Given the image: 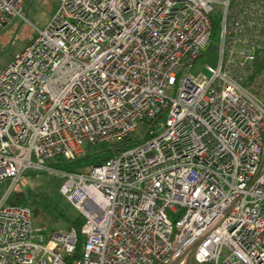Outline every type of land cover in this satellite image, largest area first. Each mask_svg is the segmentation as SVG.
I'll return each instance as SVG.
<instances>
[{
	"label": "built area",
	"instance_id": "built-area-1",
	"mask_svg": "<svg viewBox=\"0 0 264 264\" xmlns=\"http://www.w3.org/2000/svg\"><path fill=\"white\" fill-rule=\"evenodd\" d=\"M24 2L0 0V31ZM216 22L217 65L185 75ZM35 31L0 70V264H264V103L245 87L264 0H59ZM97 144L113 156L88 171L48 163ZM30 169L62 172L80 258L75 228L9 202Z\"/></svg>",
	"mask_w": 264,
	"mask_h": 264
},
{
	"label": "rangeland",
	"instance_id": "rangeland-1",
	"mask_svg": "<svg viewBox=\"0 0 264 264\" xmlns=\"http://www.w3.org/2000/svg\"><path fill=\"white\" fill-rule=\"evenodd\" d=\"M59 0H27L24 8L22 10V16H16L11 19V22L8 26L0 31V69H3L18 53L22 50L28 40V35L34 31L35 27H43L46 21L54 14L56 9L58 8ZM221 10L220 5H216V10L214 13V17H218ZM17 29V32L15 33ZM215 34L213 35L212 42L206 46L204 52L197 63L191 68L185 70L186 74H207L206 65H217L218 63V52L212 51V45H218L221 42V25L219 22L215 23L214 27ZM180 86L178 83L177 87ZM252 94V89L249 88V84L245 86ZM257 98H259L264 103V88L261 90L260 93L254 94ZM138 131L134 134L136 138L140 136H145L149 129L147 123L142 121L138 126ZM108 148L107 145H105ZM85 151L91 154V160H95L97 153L100 152V155L106 157L108 152H103L100 148V144L97 145H85ZM62 159V158H59ZM67 168L73 169L74 166L70 161ZM89 167H85V171H88ZM29 175L22 178V186L31 187L32 191L42 192L45 194L48 199L47 202L49 203H57L64 207H71L72 205L66 199V197L60 194L58 182L61 178V171H52V173L44 172L43 170L38 169H30L28 170ZM33 175V176H32ZM8 184L6 182L0 183V194H3L6 191ZM51 200H50V199ZM38 200V204H44ZM43 215L34 217V224L38 226H43L46 228L47 232H51L54 230H67V223L64 221H60L58 226L52 227V216L50 210H46ZM41 221L45 224L42 225ZM56 227V228H54Z\"/></svg>",
	"mask_w": 264,
	"mask_h": 264
},
{
	"label": "trees",
	"instance_id": "trees-1",
	"mask_svg": "<svg viewBox=\"0 0 264 264\" xmlns=\"http://www.w3.org/2000/svg\"><path fill=\"white\" fill-rule=\"evenodd\" d=\"M26 1L27 0H25L24 5L26 4ZM24 5H23V8H24ZM16 32H17V29L15 33ZM35 35H36V31L34 29V31H32V33L28 35L27 44L30 43L34 39ZM246 84H249V88L252 89L254 94L260 93L261 90L264 88V50L259 51L257 53L255 73L252 75V77H250V79L246 82ZM100 148L102 149L103 152H108L106 154V157L101 156L100 152H98L96 159L91 160L92 155L87 153V151H85V154L82 155L80 158L74 161H70L74 165L72 166L73 169L67 168L69 165V162H67L63 158L59 159L60 157L51 158L48 160V163L61 170L85 171V167L92 166L94 164L102 162L105 159L113 156V152L108 151L109 149L106 148L104 144H100ZM43 171L52 173V171H49V170H43ZM28 172L29 171L25 173L23 178L29 175ZM60 176H61L60 181L57 183L59 186V190L64 181V176L62 174ZM4 182H6L7 184L9 183L7 180L2 181L0 183H4ZM32 190L33 189L31 187L22 186V179H21L16 185L12 194L10 195L9 202L12 204L29 206L33 213V219L34 217H37V216H41V215L44 216L45 211L50 210L51 213H53V216L51 219L52 227L55 225L58 226L60 221H64L67 223V230L71 228H75V230L77 231V235H78V244H77L76 252L73 257L80 258V256L82 255V251L84 248V242H85V237L82 234V230H81L82 225L85 221L84 215L67 198L66 199L72 205L69 208L59 205L57 203L48 204L46 200L48 199V197L45 194H43L40 191L38 192V190L37 191H32ZM60 194L64 197L61 190H60ZM1 195L2 194H0V196ZM38 200H41V202L44 203L42 204L43 206H41V204H38ZM43 216L42 218H44ZM41 224L44 225L45 223L41 221Z\"/></svg>",
	"mask_w": 264,
	"mask_h": 264
}]
</instances>
